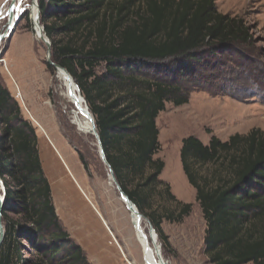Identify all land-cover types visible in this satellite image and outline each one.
<instances>
[{
	"label": "trees",
	"instance_id": "1",
	"mask_svg": "<svg viewBox=\"0 0 264 264\" xmlns=\"http://www.w3.org/2000/svg\"><path fill=\"white\" fill-rule=\"evenodd\" d=\"M37 4L51 61L72 76L117 183L167 250L163 218L180 222L192 206L181 203L176 213L163 217L145 210L164 168L154 158L160 147L156 118L166 102L181 106L193 90L210 92L224 59L252 46L249 26L237 15L218 11L215 0ZM179 157L205 221L208 262L264 264V131L252 128L224 141L211 135L207 144L189 135L182 139ZM79 160L87 171L80 153ZM207 165L213 166L209 174L200 172ZM0 181V264H30L22 255L23 239L41 252L39 264H91L56 213L36 130L1 81ZM165 191L175 199L169 185Z\"/></svg>",
	"mask_w": 264,
	"mask_h": 264
},
{
	"label": "rangeland",
	"instance_id": "2",
	"mask_svg": "<svg viewBox=\"0 0 264 264\" xmlns=\"http://www.w3.org/2000/svg\"><path fill=\"white\" fill-rule=\"evenodd\" d=\"M8 2L0 0V14ZM33 2L24 0L15 27L0 41V81L36 130L39 154L42 150L40 159L56 213L89 263L110 264V257L127 264L125 257L129 264H145L143 247L101 161L94 136L77 134L71 122L74 107L58 94L56 71L46 65L47 47L35 37L30 9ZM215 5L221 13L244 19L253 44L234 58L230 55L227 61L224 59L210 92L193 90L188 103L181 106L166 102L165 109L156 118L160 147L154 158L162 160L164 168L159 176L162 183L151 190L145 210L163 217L169 212L176 213L181 203L192 206L180 222L163 218L161 227L170 243L167 250L162 249L158 238L156 244H160V252L168 264H210L204 251L205 221L195 200V190L187 182L180 163L182 139L194 135L207 144L211 135L224 141L231 134H246L252 128L264 131V0H215ZM0 18L1 35L7 31L8 20L4 16ZM79 153L88 165L87 171L79 160ZM212 168L207 165L200 172L209 174ZM166 185L170 186L174 200L168 197ZM142 227L154 250L145 217ZM22 242L26 247L22 255L30 264H39L41 252L25 239ZM111 246L119 248L114 253ZM156 261L160 262L158 258Z\"/></svg>",
	"mask_w": 264,
	"mask_h": 264
},
{
	"label": "bare ground",
	"instance_id": "3",
	"mask_svg": "<svg viewBox=\"0 0 264 264\" xmlns=\"http://www.w3.org/2000/svg\"><path fill=\"white\" fill-rule=\"evenodd\" d=\"M9 4L5 6L6 8L0 14V17H7V31L2 34L4 37L8 35V32L15 27V23L18 20L20 13L23 10L24 0H9ZM30 9L32 14V21L36 22L37 19V9L36 0H33ZM1 19V18H0ZM1 36V35H0ZM36 39L43 40V34L36 28L35 31ZM44 41V40H43ZM56 71V70H55ZM56 81L58 82L59 95L66 97L68 101L73 105V112L71 116V122L78 135L91 134L95 135L94 128V118L91 112L88 110L82 95L79 92L78 86L75 81L68 77L67 73H61L56 71ZM49 154V153H48ZM50 162V159L49 161ZM52 168V167H51ZM52 172V171H51ZM56 175V174H55ZM110 177V176H109ZM111 179V178H110ZM112 180V179H111ZM143 216L136 215L133 219L135 224L133 225L134 231L139 239L141 246L143 247L145 264H160L156 261V254L152 247L150 246L147 236L144 234V229L142 227ZM151 231V230H150ZM152 233V232H151ZM153 234V233H152ZM157 240V238H156Z\"/></svg>",
	"mask_w": 264,
	"mask_h": 264
},
{
	"label": "water",
	"instance_id": "4",
	"mask_svg": "<svg viewBox=\"0 0 264 264\" xmlns=\"http://www.w3.org/2000/svg\"><path fill=\"white\" fill-rule=\"evenodd\" d=\"M35 2H36V9H37V19H36V22H33V26H34L35 31H36V28H38V31H40V33L43 34V40H44V43H45V45L47 47V53H46L47 60L46 61L57 72L67 73L68 77L71 78V75L67 72V70L65 68L57 65L56 63L52 62L51 59H50V41L46 37V35H45L44 31H43V27L40 24L39 8H38L37 0ZM3 38H4V36L1 34L0 41ZM94 128H95L94 138L96 140V144H97V147H98L99 156L101 158V161L106 166V168H107V170L109 172V176L112 179V182H113V184L115 186V189L118 192L119 198L121 199V201L124 203L125 207L127 208L128 212H129V215H130L131 223H132V225H134L135 222H134L133 219L135 218V216L138 215V214H139V216H142V214L138 211V209L135 206V204L128 198V196L122 191V189L120 188L119 184L117 183V181H116V179L114 177L113 171H112L110 165L108 164V162L106 160V157H105V154H104V150L102 148V145H101L98 133L96 131V126L95 125H94ZM3 197H4V188H3V184L0 181V245H1L3 237H4V227H3L2 221H1V209H2V204H3ZM145 219H146V221H147V223H148V225L150 227L151 232L153 233L152 237H153L154 252H155L158 260L160 261L161 264H168V262L165 261L163 259V257H162V254L160 252V244H156V238H158V236H157V233H156L154 227L152 226V223L150 222V220L147 217H145Z\"/></svg>",
	"mask_w": 264,
	"mask_h": 264
},
{
	"label": "crops",
	"instance_id": "5",
	"mask_svg": "<svg viewBox=\"0 0 264 264\" xmlns=\"http://www.w3.org/2000/svg\"><path fill=\"white\" fill-rule=\"evenodd\" d=\"M44 150V149H43ZM41 152H42V150H41ZM41 152H40V157H41V159H42V155H41ZM100 215V214H99ZM102 217V216H101ZM104 219H103V217H102V221H103ZM101 221V222H102ZM103 223H104V221H103ZM102 223V224H103ZM99 225H100V227H101V230H104L103 229V227H102V225L100 224V222H99ZM104 225H105V228L108 230V232L109 233H111L110 232V230H109V228H108V226H106V224L104 223ZM104 232V231H103ZM99 238V237H98ZM113 238H114V235H113ZM168 242H169V240H168ZM170 243V242H169ZM111 245V244H110ZM171 245V244H170ZM112 247V250L114 251V253L116 252V246H111ZM119 248V247H118ZM117 248V249H118ZM107 254H108V252H107ZM109 259H110V261H111V263L110 264H121V263H123V262H121V261H117V262H115V261H113V260H111V258L109 257ZM124 260H125V262L127 263V264H129V262H128V260L124 257ZM170 261V260H169ZM168 262V261H167Z\"/></svg>",
	"mask_w": 264,
	"mask_h": 264
}]
</instances>
